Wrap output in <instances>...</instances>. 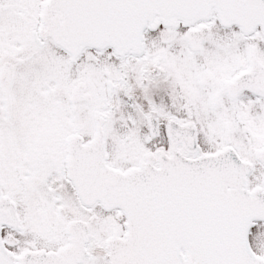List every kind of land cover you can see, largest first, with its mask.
I'll return each instance as SVG.
<instances>
[{
    "label": "snow or ice",
    "instance_id": "1",
    "mask_svg": "<svg viewBox=\"0 0 264 264\" xmlns=\"http://www.w3.org/2000/svg\"><path fill=\"white\" fill-rule=\"evenodd\" d=\"M0 264H264V0H0Z\"/></svg>",
    "mask_w": 264,
    "mask_h": 264
}]
</instances>
